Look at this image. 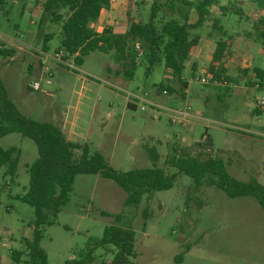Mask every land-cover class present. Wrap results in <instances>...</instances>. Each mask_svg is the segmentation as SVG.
I'll return each instance as SVG.
<instances>
[{
  "label": "rangeland",
  "instance_id": "1",
  "mask_svg": "<svg viewBox=\"0 0 264 264\" xmlns=\"http://www.w3.org/2000/svg\"><path fill=\"white\" fill-rule=\"evenodd\" d=\"M44 2L7 0L0 10V44L13 50L10 57L0 55L1 80L23 115L56 125L125 173L152 168L150 150L158 153L162 168L173 141L192 145L207 135L213 141L214 155L224 160L231 177L242 182L256 179L264 186V107L260 106L264 50L254 30L264 12L249 0H220L204 25L193 31L200 42L181 80L167 69L163 55L153 62L148 52L139 55L134 79L128 80L117 76L122 69L110 55L91 53L82 65L65 53L62 62L48 57L58 53L61 26L44 13ZM153 3L113 0V7L92 26L99 31L112 26L124 32L132 21L148 22ZM161 3L158 26L172 18L181 22L198 18L195 7L182 0ZM46 35H51L48 52L43 49ZM220 40L228 44L223 67L229 80L213 81L208 70ZM183 82L188 83L187 89ZM34 83L41 89L30 88ZM161 86L173 94H158ZM129 93L148 94L145 98L157 106L130 101ZM129 101L137 108H128ZM188 107L195 118L172 124L174 114L168 110ZM0 148L21 151L14 181L0 169V264H14L13 255L25 252V241L34 238L35 210L18 197L29 192L30 168L38 159V149L19 133L0 139ZM126 199L127 194L111 180L100 175L77 176L55 224L41 229L40 246L48 264H66L92 241L101 240L110 226L134 232L133 264H264V210L252 197L230 199L206 183L197 190L193 179L181 176L171 190L156 192L152 201L143 199L137 208H127ZM147 206L151 218L145 222ZM117 215H123L119 222ZM114 255V249H97L93 264H111ZM22 260L24 264L27 256Z\"/></svg>",
  "mask_w": 264,
  "mask_h": 264
},
{
  "label": "trees",
  "instance_id": "2",
  "mask_svg": "<svg viewBox=\"0 0 264 264\" xmlns=\"http://www.w3.org/2000/svg\"><path fill=\"white\" fill-rule=\"evenodd\" d=\"M6 1L0 0V10L5 8ZM219 1L182 0L187 6L195 7L197 20L189 22L187 19L181 22L178 18H172L158 26L156 19L162 3L161 0H154L150 20L132 21L124 32H117L112 26L101 31L92 26L101 16L102 10L111 9L112 0H45L43 10L44 13H50L52 21L61 26L58 52L62 51L74 57L77 65H82L84 58L91 53L110 55L122 69L117 71V76L133 80L139 58L136 44L141 43L143 52H148L153 62L159 61L160 55H163L167 69L181 80L185 65L200 42L199 35H194L193 31L204 25L212 14L213 6ZM249 2L257 10L264 12V0ZM254 30L264 50V13L255 21ZM50 37L51 35L45 36V52H48L47 42ZM0 47V55L12 56L13 50L5 49L1 44ZM227 48L225 40L218 41L208 70L213 81L229 80L223 67ZM193 70L196 71L195 68ZM257 76L262 78L263 74L257 72ZM183 85L185 89L188 88L187 82H183ZM262 86L261 83L260 88ZM165 90L170 95L173 94L172 89L163 86L158 88L157 93L162 94ZM136 108V103L130 105V109ZM15 133L36 144L38 159L30 168L29 192L18 197L35 210L34 238L33 241H25V252L13 255L14 264H23L24 255L28 258L24 264H48L47 254L40 246L41 229L55 224L79 175H100L113 181L127 194V208H137L143 199L152 201L156 192L171 190L179 177L187 176L193 179L197 190L206 183L208 186L218 187L230 199L252 197L264 210V186L256 179L242 182L231 177L227 173L224 160L219 154L214 155L213 141L209 136L205 135L201 141L192 145L173 141L169 145L170 153L162 168L158 166V153L150 150L152 168L120 172L113 169L99 152H94L87 144L69 139L56 125L23 115L9 99L0 75V139ZM20 157L21 151L17 148H0V169H5L6 175L12 181L17 177ZM169 169L175 173H169ZM212 177L217 180L214 181ZM143 218L145 222L151 218L150 207L144 209ZM115 219L119 222L123 215H117ZM97 249H114L115 255L111 264H133L131 259L136 258L135 234L118 226L107 227L101 240L92 241L87 250L79 252L66 264H93ZM177 260L181 261L182 256H178Z\"/></svg>",
  "mask_w": 264,
  "mask_h": 264
},
{
  "label": "built area",
  "instance_id": "3",
  "mask_svg": "<svg viewBox=\"0 0 264 264\" xmlns=\"http://www.w3.org/2000/svg\"><path fill=\"white\" fill-rule=\"evenodd\" d=\"M136 50H137V52L139 53V55H142V54H143V50H142V48L140 47V44H139V43L136 44ZM44 54H46V53L44 52ZM48 57H50V58H52V59H54V60H56V61H58V62H62V61L64 60V52L60 51V52L56 53L53 57H51V56H48ZM50 77H52L51 74H50ZM201 82H202L203 84H206V83H207V80H206V79H202ZM47 84H49V85L52 84L51 80H48V81H47ZM30 88H32V89L38 91V90L41 89V85H40L39 83H34L33 85L30 86ZM256 88L259 89V88H260V85L257 84V85H256ZM162 94H163L164 96H168V95H169L168 91H166V90L163 91ZM147 96H148V94H144V95H141V96H140V95H137V94H135V93H129V98H130L129 100H130V101L133 100V101H135L136 103H138V101H140V102H143V103L149 104V105H151V106H153V107H154V106H157L156 104H154V103L148 101V100L145 98V97H147ZM260 106H261L262 108L264 107V97H262V99H261V101H260ZM145 109H146L145 107H142V110H145ZM168 111L171 112L172 114H174V116L171 117V122H172V124H177V123L184 124V123L188 122L189 119H193V118H195V115H194V113L191 111V108H190V107H188V108H186V109L179 108V109L168 110Z\"/></svg>",
  "mask_w": 264,
  "mask_h": 264
},
{
  "label": "crops",
  "instance_id": "4",
  "mask_svg": "<svg viewBox=\"0 0 264 264\" xmlns=\"http://www.w3.org/2000/svg\"><path fill=\"white\" fill-rule=\"evenodd\" d=\"M112 7H113V0H112ZM112 7H111V8H112ZM104 11H106V10H102V13H103ZM132 104H133V103L129 101V102L127 103L128 108H130V105H132ZM64 133H65V131H64ZM65 134H66V133H65ZM68 138H69V137H68ZM69 139H70V138H69ZM71 140H72V139H71Z\"/></svg>",
  "mask_w": 264,
  "mask_h": 264
}]
</instances>
